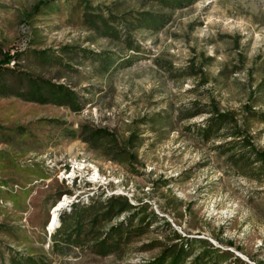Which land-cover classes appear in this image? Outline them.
<instances>
[{"label": "rangeland", "instance_id": "374dc122", "mask_svg": "<svg viewBox=\"0 0 264 264\" xmlns=\"http://www.w3.org/2000/svg\"><path fill=\"white\" fill-rule=\"evenodd\" d=\"M39 1L47 6L35 13ZM83 11L101 19H84ZM137 12L170 18L157 31L131 29L129 21L137 22L127 14ZM15 50L24 54L10 68L66 84L83 107L0 96V264L13 254L47 264H150L175 233L240 259L221 264H264V172L226 163L215 146L229 138L195 135L207 112L183 118L209 103L240 122L246 104L264 112V94L255 91L264 76V0L172 7L156 0H0V51ZM41 50L52 63L37 59L33 51ZM5 78L19 87L12 74ZM81 125L121 146L138 136L128 142L131 155L106 148L107 140L82 141ZM248 125L264 150V118L251 116ZM112 194L155 213L150 231L121 254L51 249L62 212ZM152 240L162 246L141 248Z\"/></svg>", "mask_w": 264, "mask_h": 264}, {"label": "trees", "instance_id": "16d2710c", "mask_svg": "<svg viewBox=\"0 0 264 264\" xmlns=\"http://www.w3.org/2000/svg\"><path fill=\"white\" fill-rule=\"evenodd\" d=\"M156 1L164 6L172 7L191 0ZM43 6H47V3L39 1L34 5L33 11L38 13ZM127 15L129 19L137 22L131 23L129 21L131 29H144L147 27L154 28L156 31L170 18L169 15L157 16L149 12H137L135 16L129 13ZM82 18L90 21L92 18L101 19L99 15H87V11L86 13L83 11ZM104 28L109 29L107 24L104 25ZM130 46L131 49H136V47ZM33 52L42 63L53 62V58L45 50ZM0 54L2 56L0 59V96H16L31 102L65 105L73 111L82 109L83 105L79 101L80 98L66 84L35 78L26 72L8 66L10 62L16 63L15 59H20L24 51L15 50L13 53L0 51ZM196 70L195 68L192 69L189 76H196ZM7 74H12L18 80V88L7 82L5 78ZM255 91L264 94V76L257 83ZM254 93L250 94V100L254 99ZM208 105L210 107L208 109H199V111L183 117L191 118L203 112L208 113L204 123L195 129V135L203 142L215 138H229L215 146V149L218 150L217 153L224 157L226 163L242 172L245 166L254 167L252 169L256 168L258 172H264V150L253 144L251 141L253 136L248 132L250 117L264 118V112L254 111L252 104H246L244 105L245 113L242 122H240L232 111L221 110L216 105H211V103ZM66 134L73 137L76 131H66ZM133 137L138 136L130 134L121 146L118 145L116 139L111 137V134L104 133L99 128L86 129L85 125H81L79 131V138L84 142L94 146L99 141L107 140L108 142H104L109 143L106 144V148H112L114 145L119 146L120 152L128 155H131L127 149L128 142ZM64 192L71 194L69 190ZM89 199L90 201L87 203L74 202L71 204L69 212L64 211L61 213V225L52 234L51 249L58 250V247L73 245L89 248L91 252L99 256L121 254L133 241L140 239L150 231L152 223L159 218L155 213H149L146 208L131 203L123 194L105 195L95 200L92 197ZM119 216H121L120 219ZM113 220H116L115 223H110ZM99 227H105L106 229H99ZM173 236L175 238H172V242L163 248L161 247L160 254L150 264H221L232 256L233 259L240 261L232 252L218 249L205 239L181 236L178 233ZM156 246H162L161 241L152 240L149 243L142 244L141 248ZM8 264L47 263L36 255L21 256L13 254L9 256Z\"/></svg>", "mask_w": 264, "mask_h": 264}, {"label": "bare ground", "instance_id": "6f19581e", "mask_svg": "<svg viewBox=\"0 0 264 264\" xmlns=\"http://www.w3.org/2000/svg\"><path fill=\"white\" fill-rule=\"evenodd\" d=\"M65 201H66V200L61 201V202L59 203V205H57V207L55 208V210H54V212H53V213H54V219H53L54 221H57V217H56V215H57V214H56V213H57V210L60 209V208L65 204Z\"/></svg>", "mask_w": 264, "mask_h": 264}]
</instances>
